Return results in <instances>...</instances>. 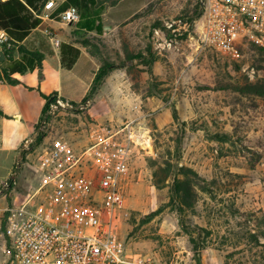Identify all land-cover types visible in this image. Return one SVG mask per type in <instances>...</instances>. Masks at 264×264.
I'll use <instances>...</instances> for the list:
<instances>
[{"label": "rangeland", "instance_id": "1", "mask_svg": "<svg viewBox=\"0 0 264 264\" xmlns=\"http://www.w3.org/2000/svg\"><path fill=\"white\" fill-rule=\"evenodd\" d=\"M138 1L144 6L126 22L92 38L90 48L101 63L116 67L90 97V105L53 115L39 144L65 140L79 151L94 134L131 122L144 141L135 143L121 182L125 206L119 212L118 234L128 251L151 257L153 264H194L192 234L204 264H264V50L247 43L235 60L200 46L195 32L199 0ZM177 18L193 19L187 30L181 29L177 48L154 51L150 64L128 59L140 52L149 57L152 28ZM246 67H254V76ZM94 69L92 63H79L73 70L48 66L40 87H58L79 100ZM17 90L19 96L28 94ZM174 109L183 125L174 119ZM6 122L4 131L9 132L13 121ZM39 132L36 127L34 146ZM13 146L12 141L0 142V177L10 169ZM181 165L193 168L203 186L183 211L170 196L172 176ZM163 168H169L168 175ZM39 183L26 163L6 201L26 199Z\"/></svg>", "mask_w": 264, "mask_h": 264}, {"label": "built area", "instance_id": "2", "mask_svg": "<svg viewBox=\"0 0 264 264\" xmlns=\"http://www.w3.org/2000/svg\"><path fill=\"white\" fill-rule=\"evenodd\" d=\"M64 1L45 0L34 13L64 23L77 21L80 14L73 4L52 16ZM199 4L202 12L195 20V32L200 46H211L235 60L243 56L247 43L264 48V0H199ZM187 21L177 18L154 26L153 50L177 48ZM46 33L59 47L60 39L50 30ZM2 44L12 46L4 30ZM246 69L254 76V67ZM90 103V98L72 101L53 95L36 126L39 133L57 112L84 110ZM138 139L144 141L131 122L110 133L94 134L79 151L65 140L34 146L33 138H25L20 158L0 181V264H153L151 257L130 253L118 234L119 212L125 206L121 182ZM26 163H31L40 183L26 199L7 202Z\"/></svg>", "mask_w": 264, "mask_h": 264}, {"label": "crops", "instance_id": "3", "mask_svg": "<svg viewBox=\"0 0 264 264\" xmlns=\"http://www.w3.org/2000/svg\"><path fill=\"white\" fill-rule=\"evenodd\" d=\"M62 4L53 12L52 16H55L57 12H59ZM75 6L78 8L79 14L81 15L84 6ZM99 6L104 7L101 12L104 33L108 31V29L116 28L126 22L128 18L142 9L144 4L143 2L140 4L138 0H118L113 4L108 3L107 0H96L93 4L88 3L87 8L94 12ZM78 20L64 23L57 18H41L40 23L32 28L19 44H12L10 48L6 47L5 44L0 45V142L2 140L8 143L10 141L14 142V154L10 169L7 174L0 177V181L10 173L15 162L20 158L23 140L27 137L35 138L36 126L42 118L43 108L46 103V98L43 94L57 93L69 100L79 101L90 90L95 72L102 61L99 55L91 50V45L88 42L83 43V38L89 34L97 37L103 34H99L95 31H85L79 28ZM3 30L4 29L0 28V31ZM46 30H50L52 34L60 39V46L62 43H71L79 48V55L71 68L62 65L61 48L60 46L56 47L52 43V39L46 33ZM79 63H92L95 66L90 85L79 100L68 98L58 87L49 91L41 89V82L45 79L48 66H54L57 69L66 68L73 70ZM6 72L12 78L20 79L29 88L24 85L8 82L4 75ZM105 78H107V76ZM17 89H26L28 94L19 96V91ZM33 93H36V95ZM32 94L33 96L29 98L28 95ZM34 100H36V103ZM16 102L17 104L15 105ZM8 120L13 121V127L9 132L4 131V127H6L5 123H7L6 121Z\"/></svg>", "mask_w": 264, "mask_h": 264}, {"label": "trees", "instance_id": "4", "mask_svg": "<svg viewBox=\"0 0 264 264\" xmlns=\"http://www.w3.org/2000/svg\"><path fill=\"white\" fill-rule=\"evenodd\" d=\"M45 0H0V28L4 29L5 33L9 37V40L12 44H19L31 31L32 28L36 27L41 18L36 16L34 11L39 10L41 4ZM118 0H111L110 3H115ZM96 0H65L60 7V10L65 8L66 6L73 4V5H80L84 6V9L81 12L80 18L78 20L79 28L84 29L85 31H95L99 34H103V23L101 19V12L104 8L103 6H99L94 12L88 9V3L93 4ZM200 6V4H199ZM201 7L199 10V17L201 15ZM186 17V16H184ZM189 21H192V18H187ZM161 22H157L155 25H159ZM95 36V35H94ZM92 34H89L83 38V43H89L91 45L92 38L94 37ZM259 48L263 49V47L258 46ZM61 63L63 66L67 68H71L75 63L78 55H79V48L74 46L71 43H62L61 46ZM147 52L149 57H147L145 53L140 52L134 55L128 56V59L137 58L144 63H151L154 61V50L152 45L147 48ZM116 65L113 62L106 61L100 64L97 71L95 72L93 81L90 86V90L86 93L83 99L90 98L95 91L100 87L103 83L105 77L110 73L112 69H114ZM26 68V66H25ZM150 78H154V73L152 70H149ZM5 78L8 82L17 84V85H25L20 79L12 78L7 72L4 73ZM57 93L51 94H43L46 98V103L43 108V114L48 105V99H50L53 95ZM1 113V112H0ZM173 117L176 121L183 125L185 122L180 121V118L177 114L176 109L173 110ZM182 132H184L185 127L180 126ZM43 133H39L37 136V143H39L43 139ZM167 170V175L170 172L169 168H163ZM157 175V172H155ZM166 177V176H165ZM199 175L198 173L191 167L186 165H181L178 167L177 173L172 176V181L170 185V196L171 201L176 203L177 207L180 211H183L184 206H192V197L195 198L196 196V188L203 187L201 184L198 183ZM160 182L164 181V178L159 180ZM199 229L201 227L197 226ZM188 232V231H187ZM190 240L193 243V249L196 256V262L194 264H204L202 262L201 254H200V247L196 241V239L190 235Z\"/></svg>", "mask_w": 264, "mask_h": 264}, {"label": "bare ground", "instance_id": "5", "mask_svg": "<svg viewBox=\"0 0 264 264\" xmlns=\"http://www.w3.org/2000/svg\"><path fill=\"white\" fill-rule=\"evenodd\" d=\"M139 141H140V140H139ZM149 141H150V140L147 138V139H146V142L149 143ZM140 143H143V142H140ZM147 143H146V144H147ZM148 146H149V144H148Z\"/></svg>", "mask_w": 264, "mask_h": 264}]
</instances>
